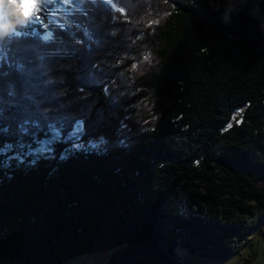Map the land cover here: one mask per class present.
Here are the masks:
<instances>
[{"label":"trees","instance_id":"trees-1","mask_svg":"<svg viewBox=\"0 0 264 264\" xmlns=\"http://www.w3.org/2000/svg\"><path fill=\"white\" fill-rule=\"evenodd\" d=\"M83 9L93 35L81 68L95 74L88 91L108 143L29 155L15 127L0 135V148L14 145L0 152V264H64L98 250H114L112 260L161 245L175 254L177 244L192 256L241 255L264 234V0ZM33 32L44 34L5 40L42 43Z\"/></svg>","mask_w":264,"mask_h":264},{"label":"snow or ice","instance_id":"snow-or-ice-1","mask_svg":"<svg viewBox=\"0 0 264 264\" xmlns=\"http://www.w3.org/2000/svg\"><path fill=\"white\" fill-rule=\"evenodd\" d=\"M31 4L28 7L21 0L20 6L25 9L26 23L45 30L42 36L31 34L42 43L13 47L6 37L28 35L17 31L0 37V135L11 133L15 127L20 136L17 143L27 147L29 155L52 153L55 144L65 141H70L73 149L107 144L102 131L105 114L95 107L88 91L87 81L95 74L81 68V61L87 64L91 51L87 42L93 35L77 18L84 12L83 0H31ZM56 32L62 35L57 37ZM65 34L69 39L63 38ZM91 68L99 66L92 64ZM25 136L38 147L26 144ZM85 137L90 138L85 142ZM13 147L7 143L0 152Z\"/></svg>","mask_w":264,"mask_h":264},{"label":"rangeland","instance_id":"rangeland-1","mask_svg":"<svg viewBox=\"0 0 264 264\" xmlns=\"http://www.w3.org/2000/svg\"><path fill=\"white\" fill-rule=\"evenodd\" d=\"M3 1V0H2ZM9 10L12 12L11 5L9 6ZM37 29L39 32L44 33V29L41 28L40 26L33 24V23H26L24 25H19L17 27H14V30L19 32L21 29ZM12 30V29H11ZM177 250L179 254H182L185 257L189 254L183 253L182 249L180 246L177 247ZM114 250H103V251H95V252H90V254H84V255H79L75 257V259H71L66 261L64 264H94L95 263V258L96 261L102 260L100 258H103V256H108L110 255ZM264 255V235L257 234L255 237H252V240L248 242L244 247L241 255H235L233 257H230L229 259H212L209 256H198L196 253L193 254L192 258L184 260L186 263H192V264H239L238 261L243 259L244 257H252L253 263H256L257 261L261 260V256ZM96 256V257H95ZM99 264V263H98Z\"/></svg>","mask_w":264,"mask_h":264},{"label":"water","instance_id":"water-1","mask_svg":"<svg viewBox=\"0 0 264 264\" xmlns=\"http://www.w3.org/2000/svg\"><path fill=\"white\" fill-rule=\"evenodd\" d=\"M180 245V244H177ZM177 245L174 247L175 254H169L168 251H166L164 248V245L159 246V248H134L131 251H125L118 253L117 256L114 257V259L111 260L112 264H133L136 261H138L137 257H145V255L151 254L155 257L153 260H145L147 262H151L153 264H182L180 260H178V256H182L179 254L177 250ZM184 247V246H183ZM186 251H188L187 248L184 247ZM189 257H191V253L188 251ZM184 258V257H183Z\"/></svg>","mask_w":264,"mask_h":264},{"label":"clouds","instance_id":"clouds-1","mask_svg":"<svg viewBox=\"0 0 264 264\" xmlns=\"http://www.w3.org/2000/svg\"><path fill=\"white\" fill-rule=\"evenodd\" d=\"M5 4H10L12 12L7 20H0V36L6 35L13 27L26 24V18L23 8L19 7V0H4ZM31 0L28 7H31Z\"/></svg>","mask_w":264,"mask_h":264},{"label":"bare ground","instance_id":"bare-ground-1","mask_svg":"<svg viewBox=\"0 0 264 264\" xmlns=\"http://www.w3.org/2000/svg\"><path fill=\"white\" fill-rule=\"evenodd\" d=\"M24 2L25 3H28L29 0H24ZM20 5H21V0H19V7H21ZM9 6H10V4H5L4 3V0L3 1L0 0V20H7V19H9V16L11 14V11L9 10ZM23 10L25 12V9H23ZM181 247H183V246H181ZM187 253H188V251H187ZM180 255H182V254H180Z\"/></svg>","mask_w":264,"mask_h":264},{"label":"crops","instance_id":"crops-1","mask_svg":"<svg viewBox=\"0 0 264 264\" xmlns=\"http://www.w3.org/2000/svg\"><path fill=\"white\" fill-rule=\"evenodd\" d=\"M261 235H264V234H261ZM99 256V255H98ZM97 256V257H98ZM110 255H108V256H103V258H100V259H102V260H98V261H96V258H95V263L94 264H98V263H100L101 261H103V260H107V259H110V257H109ZM190 258H192V255H191V257ZM189 258V259H190ZM262 261H264V255H262L261 256V260H259V261H257L256 263H253V259H252V257H244L243 259L241 258V260L240 261H238L239 262V264H259V262H262ZM188 264H192L191 262L190 263H188Z\"/></svg>","mask_w":264,"mask_h":264},{"label":"built area","instance_id":"built-area-1","mask_svg":"<svg viewBox=\"0 0 264 264\" xmlns=\"http://www.w3.org/2000/svg\"><path fill=\"white\" fill-rule=\"evenodd\" d=\"M189 256H187V257H185V258H183V256H178V260H180L181 262H183V264H186L185 262H184V260L185 259H187ZM190 258V257H189ZM99 264H112L111 263V260H109V259H107V260H103V261H101ZM188 264V263H187ZM259 264H264V261H262V262H260Z\"/></svg>","mask_w":264,"mask_h":264}]
</instances>
